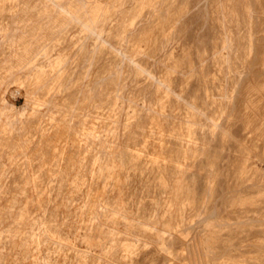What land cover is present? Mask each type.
<instances>
[{"label": "rangeland", "instance_id": "obj_1", "mask_svg": "<svg viewBox=\"0 0 264 264\" xmlns=\"http://www.w3.org/2000/svg\"><path fill=\"white\" fill-rule=\"evenodd\" d=\"M0 264H264V0H0Z\"/></svg>", "mask_w": 264, "mask_h": 264}]
</instances>
